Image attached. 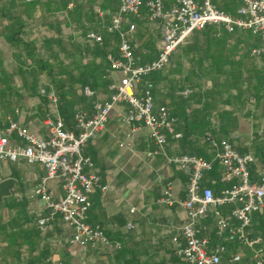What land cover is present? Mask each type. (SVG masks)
<instances>
[{"label": "crops", "instance_id": "obj_1", "mask_svg": "<svg viewBox=\"0 0 264 264\" xmlns=\"http://www.w3.org/2000/svg\"><path fill=\"white\" fill-rule=\"evenodd\" d=\"M215 4L236 15L243 0H215ZM98 8L104 12L103 18ZM117 10L116 0H67L66 5L64 0H0V87L6 80L13 87L8 95L0 96V131L12 119L47 139L50 122L61 117L67 129L78 133L74 115L81 112L90 119L96 104L109 101L114 94L110 87L122 78L121 73L110 71L108 60L110 54L118 56V37L107 32ZM77 21L85 24L88 34H101L104 45L87 40L88 34L82 35ZM133 21L137 31L132 46L142 63H149L158 56L159 31L148 21L145 10ZM11 32L20 38L17 53L5 36ZM49 39H63L75 53L72 59L60 54L63 66L73 71L71 79L56 76L64 83L63 92L46 74L39 75L40 93L44 88L54 89L62 99L57 112L49 100L44 103L39 93H32L27 85L30 77L18 72L21 64H32L26 48L43 58ZM260 46L250 33L207 27L194 32L167 68L149 78L154 84L156 110L168 107L177 120L176 132L181 134L180 138L167 134L165 153L153 154L156 147L147 127L121 123L119 114L129 109L125 102L115 105L105 129L87 143L85 154L107 186L106 192L97 191L90 197L89 223L100 225L110 240L120 242L123 248L119 251L83 250L72 245L71 231L60 217L42 232L38 221L48 211L46 201L35 191L44 185L59 200L62 184L45 180L41 165L0 163V182L16 181L11 195L0 203V264H180L177 250L184 245L181 229L185 220L180 202L186 198L189 178L168 159L190 155L213 162L204 186L219 196L232 186L221 181L224 168L217 160L222 143L229 141L240 154L256 159L250 170L252 182H258V170L264 163V57L252 56V51ZM74 65L89 70L86 79L90 85L82 88L83 77ZM86 88L94 94L87 95ZM137 92L142 94V86ZM12 140L17 141L15 135ZM168 187L174 201L171 206L161 202ZM232 209L225 206L219 211L237 225L231 219ZM215 225L214 213L198 224L200 237L209 241L211 249L221 244ZM257 225L253 224L252 235L263 237ZM226 246L231 258L242 254L245 263L251 260L248 248L233 242Z\"/></svg>", "mask_w": 264, "mask_h": 264}, {"label": "built area", "instance_id": "obj_2", "mask_svg": "<svg viewBox=\"0 0 264 264\" xmlns=\"http://www.w3.org/2000/svg\"><path fill=\"white\" fill-rule=\"evenodd\" d=\"M118 10L112 16L107 32L118 37V56L108 55L110 71L119 72L122 78L118 85H112L111 99L95 106L92 118L81 112L74 115L76 133L66 128L63 118L50 122V136L39 137L18 122L9 119L7 127L0 131V163H25L41 165L46 178L56 179L62 184L63 195L55 200L44 185L39 186L36 196L46 201L47 215L38 221V228L45 232L60 217L71 231L70 243L83 250L104 249L119 251L122 244L109 239L100 225L89 223L90 197L97 191L106 192L107 186L94 169L91 157L85 154L90 140L97 139L105 129L110 113L115 105L125 102L129 109L119 114L124 125L140 124L150 130L155 143L153 154L165 153L167 134L180 138L176 132V118L168 107L155 108L154 84L149 78L163 72L181 45L197 31L209 26L224 28L228 33L242 31L250 33L261 42L252 51V56L264 57V0H243L236 15H231L217 7L215 0H116ZM148 21L160 34L158 56L149 63H142L135 53L132 39L137 31L133 19L141 18L143 11ZM103 18L102 9H97ZM87 40L104 45L101 34L90 33ZM142 86V94L137 90ZM87 95H93L89 88ZM45 94V90L41 91ZM49 103L58 111L60 98L54 89L47 93ZM16 136L17 141L12 137ZM217 160L224 171L222 182L232 186L216 196L213 189L204 186V180L213 168V162L196 156L183 155L169 158L168 161L188 175L189 183L186 198L180 202L185 212L182 226L184 245L177 250L180 264H221L222 254L227 251V243L237 242L250 250L251 260L244 262L242 254L229 259L228 264H264V236L253 237L252 227L255 214L264 219V163L259 167V180L252 182L250 167L256 159L250 154H240L232 143L225 141ZM162 203L173 205L171 188L168 187L161 199ZM232 206L231 219L223 218L220 209ZM135 209H131L134 213ZM212 213L216 217V232L221 241L214 249L209 241L200 237L198 224ZM128 228H133L132 224ZM177 242V241H176Z\"/></svg>", "mask_w": 264, "mask_h": 264}, {"label": "trees", "instance_id": "obj_3", "mask_svg": "<svg viewBox=\"0 0 264 264\" xmlns=\"http://www.w3.org/2000/svg\"><path fill=\"white\" fill-rule=\"evenodd\" d=\"M66 3H67V0H64L65 5ZM76 24L82 29L83 31L82 35L86 36L88 33L85 31L86 29V27L84 26L85 24L79 23V21H77ZM52 27H55V26H52ZM209 27H212V26H209ZM5 36L8 42H10L15 47V51L17 53L18 51L17 48L19 47V40H20L18 33L11 32V33H7ZM25 52L29 56V58L32 59V64L31 65L21 64V66L18 68V72L21 75H26L27 77H30L31 80L30 82H27V85L29 84L32 90V93L33 94H35V92L39 93V96L42 99V101H44V103H48L47 93L50 91V89L44 88L43 90H45V94L40 93L41 89L39 88V75H41L42 73L46 74L49 77V79L50 78L53 79L58 91L63 92L64 83H62V81L60 80H56L57 79L56 76L61 75V76L69 77L71 79L73 75V71L70 68L68 67L65 68L63 66V61L60 59V54H64L66 59H72L75 56V53H73L72 51L68 49V46L65 45V43L63 42V39H49L46 42L45 57L43 58L37 57L36 55L38 53H35V51L33 50H29L26 48ZM17 60H18V57H17ZM74 68L76 70H79L80 75L83 77V79L81 80L82 82H80L82 88H84L87 85H90V83L86 79V75H87V72H89V70H82L83 68L81 67V65L80 66L74 65ZM103 74H105L104 70H103ZM158 74L159 73L154 74V75L156 76ZM2 84H3V87H0V96L8 95V91H10L13 87L10 85V83L7 80ZM24 84L26 85V82H24ZM61 92L60 94L62 96ZM61 101L62 99L60 100V104H61ZM255 221H257V223ZM254 223L255 225L258 224L256 226L257 230L264 233V219L262 215L255 214L253 224ZM233 243H237V242H233ZM230 258L231 257L229 256V252L227 249V251L224 254H222L221 264H228Z\"/></svg>", "mask_w": 264, "mask_h": 264}, {"label": "water", "instance_id": "obj_4", "mask_svg": "<svg viewBox=\"0 0 264 264\" xmlns=\"http://www.w3.org/2000/svg\"><path fill=\"white\" fill-rule=\"evenodd\" d=\"M16 181L13 179H7L0 182V203L3 202L5 197L11 195V189L15 186Z\"/></svg>", "mask_w": 264, "mask_h": 264}]
</instances>
